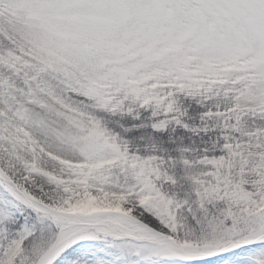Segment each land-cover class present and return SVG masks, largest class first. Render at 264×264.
<instances>
[{"label":"snow or ice","instance_id":"obj_1","mask_svg":"<svg viewBox=\"0 0 264 264\" xmlns=\"http://www.w3.org/2000/svg\"><path fill=\"white\" fill-rule=\"evenodd\" d=\"M0 264H264V0H0Z\"/></svg>","mask_w":264,"mask_h":264}]
</instances>
